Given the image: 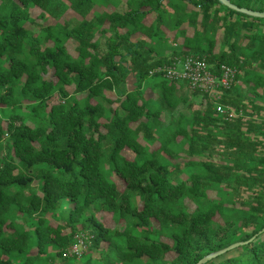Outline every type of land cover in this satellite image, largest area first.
Here are the masks:
<instances>
[{
  "label": "trees",
  "instance_id": "trees-1",
  "mask_svg": "<svg viewBox=\"0 0 264 264\" xmlns=\"http://www.w3.org/2000/svg\"><path fill=\"white\" fill-rule=\"evenodd\" d=\"M188 55L237 70L219 90L231 118L153 72ZM236 242L201 264H264V18L0 0V264H199Z\"/></svg>",
  "mask_w": 264,
  "mask_h": 264
},
{
  "label": "built area",
  "instance_id": "built-area-1",
  "mask_svg": "<svg viewBox=\"0 0 264 264\" xmlns=\"http://www.w3.org/2000/svg\"><path fill=\"white\" fill-rule=\"evenodd\" d=\"M153 72L160 73L168 79L186 80L192 89H200L212 95L216 102L218 112L231 118L233 116L229 107L220 103L221 88H229L234 82L237 70L229 65H223L219 72L212 71L205 58L197 55H188L183 58L176 57L172 63L156 68ZM83 240L73 247L69 253L82 252Z\"/></svg>",
  "mask_w": 264,
  "mask_h": 264
},
{
  "label": "water",
  "instance_id": "water-1",
  "mask_svg": "<svg viewBox=\"0 0 264 264\" xmlns=\"http://www.w3.org/2000/svg\"><path fill=\"white\" fill-rule=\"evenodd\" d=\"M219 1H220L221 4L231 8L233 10L242 12V13L250 15V16L264 18V11H258V10H253V9H249V8H246V7H240V6L236 5V4H234L233 2H231L230 0H219ZM242 243L243 242H236V243H233V244H231L230 246H228L226 248H223V249H221L219 251L213 252V253L205 256L202 260H200L199 264L207 262L209 259H211L213 257H216V256L224 253L226 250L234 248V247H236V246H238V245H240Z\"/></svg>",
  "mask_w": 264,
  "mask_h": 264
},
{
  "label": "rangeland",
  "instance_id": "rangeland-1",
  "mask_svg": "<svg viewBox=\"0 0 264 264\" xmlns=\"http://www.w3.org/2000/svg\"><path fill=\"white\" fill-rule=\"evenodd\" d=\"M118 8L123 10V9H125V5L122 3V4H120V6ZM104 42H105V40L103 39L102 40V43H104ZM71 43L73 44V42H71ZM192 90H195V89H192ZM198 90H200V89H198ZM201 91L202 92H205L203 90H201ZM209 96H212V95L209 94ZM201 98H202V94L196 97L197 101H201ZM167 120H168V115H164L163 116V121H165V123H166ZM115 180H116L118 186L120 188H123V186H124L123 182L121 180H119L118 178H116V177H115ZM102 219H103L104 223L107 224L110 227H114L116 225V223H114V221L111 219L110 215L105 214ZM84 248H85V244H83V246L81 247V249H84Z\"/></svg>",
  "mask_w": 264,
  "mask_h": 264
}]
</instances>
